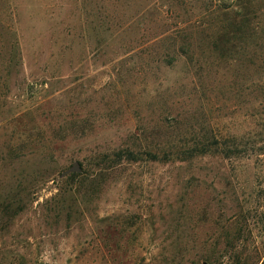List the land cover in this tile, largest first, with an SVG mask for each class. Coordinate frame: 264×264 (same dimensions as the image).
Segmentation results:
<instances>
[{
    "label": "rangeland",
    "instance_id": "rangeland-1",
    "mask_svg": "<svg viewBox=\"0 0 264 264\" xmlns=\"http://www.w3.org/2000/svg\"><path fill=\"white\" fill-rule=\"evenodd\" d=\"M0 264H264V0H0Z\"/></svg>",
    "mask_w": 264,
    "mask_h": 264
},
{
    "label": "water",
    "instance_id": "water-1",
    "mask_svg": "<svg viewBox=\"0 0 264 264\" xmlns=\"http://www.w3.org/2000/svg\"><path fill=\"white\" fill-rule=\"evenodd\" d=\"M68 172H79L78 164L74 163L73 167L70 170H68L66 173Z\"/></svg>",
    "mask_w": 264,
    "mask_h": 264
},
{
    "label": "trees",
    "instance_id": "trees-1",
    "mask_svg": "<svg viewBox=\"0 0 264 264\" xmlns=\"http://www.w3.org/2000/svg\"><path fill=\"white\" fill-rule=\"evenodd\" d=\"M127 157H129V159H130V156H127ZM152 158H155V156H152Z\"/></svg>",
    "mask_w": 264,
    "mask_h": 264
}]
</instances>
